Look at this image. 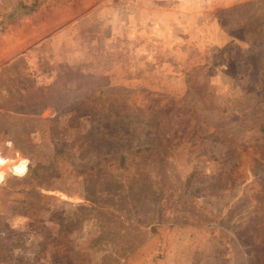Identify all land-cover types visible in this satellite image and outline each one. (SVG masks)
<instances>
[{
  "label": "rangeland",
  "instance_id": "obj_1",
  "mask_svg": "<svg viewBox=\"0 0 264 264\" xmlns=\"http://www.w3.org/2000/svg\"><path fill=\"white\" fill-rule=\"evenodd\" d=\"M0 162V264H264V0H0Z\"/></svg>",
  "mask_w": 264,
  "mask_h": 264
},
{
  "label": "trees",
  "instance_id": "obj_2",
  "mask_svg": "<svg viewBox=\"0 0 264 264\" xmlns=\"http://www.w3.org/2000/svg\"><path fill=\"white\" fill-rule=\"evenodd\" d=\"M144 149H147V147H144V148H141V149H138L139 151H142ZM119 164L120 166H125V158H124V155L123 154H120L119 155Z\"/></svg>",
  "mask_w": 264,
  "mask_h": 264
},
{
  "label": "built area",
  "instance_id": "obj_3",
  "mask_svg": "<svg viewBox=\"0 0 264 264\" xmlns=\"http://www.w3.org/2000/svg\"><path fill=\"white\" fill-rule=\"evenodd\" d=\"M0 165L2 166L3 163L0 162ZM3 175H4V172H1V173H0V177H2Z\"/></svg>",
  "mask_w": 264,
  "mask_h": 264
}]
</instances>
